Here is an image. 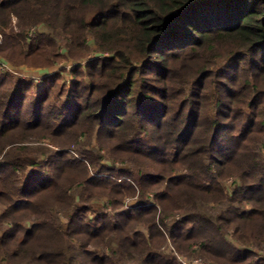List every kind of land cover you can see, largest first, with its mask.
I'll use <instances>...</instances> for the list:
<instances>
[{
	"label": "trees",
	"instance_id": "trees-1",
	"mask_svg": "<svg viewBox=\"0 0 264 264\" xmlns=\"http://www.w3.org/2000/svg\"><path fill=\"white\" fill-rule=\"evenodd\" d=\"M0 36L85 60L0 76V264H264V0H0Z\"/></svg>",
	"mask_w": 264,
	"mask_h": 264
},
{
	"label": "rangeland",
	"instance_id": "rangeland-1",
	"mask_svg": "<svg viewBox=\"0 0 264 264\" xmlns=\"http://www.w3.org/2000/svg\"><path fill=\"white\" fill-rule=\"evenodd\" d=\"M15 23H16V20L14 18L12 25H14ZM17 31H18L17 28H15V32ZM31 35H32V31L29 33V36ZM0 44H2L1 36H0ZM84 62L85 60L81 61V60L69 59L67 61H61L55 64L54 66H52L51 68H48L47 70L44 71L45 68H40V67H32V66H27V65H19V66L15 65L14 66L12 63H10L9 61H7L6 59L0 56V76L9 75V76H12L14 79L33 80L35 83L38 84V83H41V80L43 79V77L45 76V73L47 72L52 74L60 70L70 71V69H72L75 65L82 64ZM99 207H103V205ZM167 250H168V247L162 251L164 252ZM257 252L259 253V256L264 257V250L257 251ZM171 254L176 257L177 261H188L190 263V261L193 262L195 260H199L201 261V263L212 264V262L211 263L206 262V261L203 262V260H201L199 257L190 259L189 257L183 256V255L181 256V254H179L177 251Z\"/></svg>",
	"mask_w": 264,
	"mask_h": 264
},
{
	"label": "built area",
	"instance_id": "built-area-1",
	"mask_svg": "<svg viewBox=\"0 0 264 264\" xmlns=\"http://www.w3.org/2000/svg\"><path fill=\"white\" fill-rule=\"evenodd\" d=\"M183 264H205V263H201V261L199 260H195L193 262H188V261H181Z\"/></svg>",
	"mask_w": 264,
	"mask_h": 264
}]
</instances>
